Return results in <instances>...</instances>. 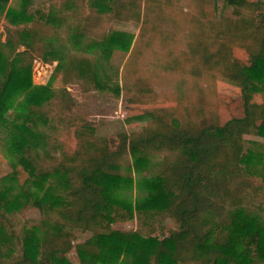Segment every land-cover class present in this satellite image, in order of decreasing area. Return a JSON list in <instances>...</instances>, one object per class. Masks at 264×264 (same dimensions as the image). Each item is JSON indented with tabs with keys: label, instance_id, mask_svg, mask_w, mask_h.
I'll return each instance as SVG.
<instances>
[{
	"label": "trees",
	"instance_id": "1",
	"mask_svg": "<svg viewBox=\"0 0 264 264\" xmlns=\"http://www.w3.org/2000/svg\"><path fill=\"white\" fill-rule=\"evenodd\" d=\"M9 1L0 0L5 24L0 125L8 127L0 146L11 168L0 179V264H72L73 248L78 264H264V215L258 211L264 210V191L247 178L256 162L264 182V116L258 119L250 106V95L260 94L264 110V0L255 1L259 11L251 15L247 0H225L238 10L237 17L211 21L200 11L205 20L194 26L193 54L197 45L212 40L205 70L216 69L240 88L237 115L222 123L214 114L205 116L198 95L186 107L157 112L154 120L163 127L158 131L109 138L82 134L71 151L58 152L39 125L51 120L49 107L69 109L73 98L53 85L104 84L90 58L46 52L45 34L64 29L76 43L92 38L87 47H99L105 55L116 48L127 51L129 34L102 31L110 11L138 12L142 1L160 9L163 0H91V22L68 1L34 8V0H21L18 9ZM234 44L249 53V62L232 55ZM33 54L56 61L46 84L31 80ZM245 135L262 138V151L245 147ZM135 171L150 175L136 182L146 195L132 201L127 191ZM29 207L57 218L14 231L12 216ZM155 214H164L175 227L154 235L147 220ZM135 215L142 228L111 227ZM75 229L91 236L74 244Z\"/></svg>",
	"mask_w": 264,
	"mask_h": 264
},
{
	"label": "rangeland",
	"instance_id": "2",
	"mask_svg": "<svg viewBox=\"0 0 264 264\" xmlns=\"http://www.w3.org/2000/svg\"><path fill=\"white\" fill-rule=\"evenodd\" d=\"M66 1L73 7L74 13L82 10L85 19L92 21L93 12L89 10L91 0H34L33 6L38 7L41 2L48 5ZM247 1L251 7L247 14L257 13L259 9L255 7L258 6L256 0ZM20 3L21 0H10L8 6L18 9ZM138 10L110 11L111 20H105L103 24L102 31L106 34L122 31L132 37L127 51L116 48L110 55H105L99 47H87L92 38L83 37L76 43L67 36L64 29L58 30V35H54L52 31L45 34L46 52L56 50L58 56L63 58L68 54L90 58L99 80L104 84L99 88L76 82L64 86L60 83L53 85L56 90L65 88L73 98L69 109L49 107L51 120L45 125H39V130L44 133L51 146L54 145L55 152L71 151L82 134L92 135L94 138H109L118 132L130 134L145 128L150 133L158 131L163 127L154 120L157 112L186 107L198 95L201 97L200 103L204 107L205 116L214 114L220 123L239 112L240 88L227 81L216 69L205 70L209 47L213 46L212 40L197 45L194 54L190 48L198 30V27L194 28L196 21L205 20L200 11H205L207 19L211 21H220L223 17H237L238 10L227 6L225 0H163L160 9L152 1H142ZM3 22V16H0L1 42L5 40ZM2 52L6 54L8 50L4 48ZM231 53L244 62L250 60L249 53L239 44L232 46ZM55 65L56 61L44 62L33 54L32 82L36 85L46 84ZM250 106L258 119L264 116L260 94L250 95ZM7 128L0 125V138L7 139ZM244 138L245 147H250L257 153L262 151V138L255 135H245ZM7 161L6 152L0 146V179L11 171ZM260 170V165L255 162L247 178L251 184L264 191ZM148 175L150 173L147 171L133 172L134 183L127 191L132 201L146 195V191L140 189L136 182ZM258 211L264 215L261 206ZM56 218L29 207L22 213L13 215L12 224L14 231L20 233L22 229L33 224L39 225L45 220L51 224ZM147 221L153 224L154 235L158 236L175 227V223L164 214H155ZM111 227L133 231L143 226L135 215L132 219L113 223ZM74 234V244L91 236L90 232L81 229H75ZM68 258L72 264H78L74 248L68 252Z\"/></svg>",
	"mask_w": 264,
	"mask_h": 264
}]
</instances>
